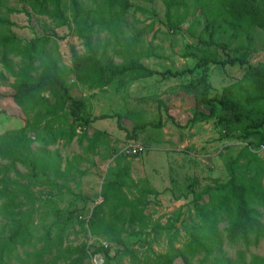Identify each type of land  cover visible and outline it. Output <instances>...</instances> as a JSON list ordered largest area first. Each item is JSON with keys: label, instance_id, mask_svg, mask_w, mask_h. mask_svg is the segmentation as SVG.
I'll return each instance as SVG.
<instances>
[{"label": "trees", "instance_id": "trees-1", "mask_svg": "<svg viewBox=\"0 0 264 264\" xmlns=\"http://www.w3.org/2000/svg\"><path fill=\"white\" fill-rule=\"evenodd\" d=\"M19 1L28 3L34 12L50 18L58 27H68L81 40L84 51L79 53L73 49L72 66H69L48 53L51 37L24 41L10 31L15 23L9 17H0V27L8 30V34H0V62L5 72L15 78L12 97L27 118L23 128L0 135V159L7 161L0 167V213L15 227L14 233L6 239L1 238L3 230H0V264H5L4 258L13 256L18 248L32 245L30 219L35 212L34 204H30L32 211L23 210L25 205L36 200L29 186L31 184L24 185L8 179L18 164L32 171L37 169L38 161L30 149L32 138L28 136L27 129L36 130L46 121L47 139L42 140L46 146L61 141L69 145L78 136L75 122L66 118V111L70 108L71 114L78 118V112L85 109V101L72 98L67 85L71 76L75 77L77 84L102 90L112 84L125 87L135 80L155 76L178 77L203 69L205 73L197 80L194 95L196 106L204 111L196 110L188 124L194 126L216 120L228 134L238 126L244 140L259 134V148L264 144V65H250L249 50L239 56L228 57L225 61L207 54L192 69L161 73L148 68L141 61L142 56L157 57L153 50L142 51V33L126 36L124 30L129 23L133 2L160 1L166 7L167 25L173 33L182 28L188 17L203 15L206 28L211 33V41L205 40L203 43L210 49L217 44L216 34L235 39L246 35L251 39V29L264 31V0H90L91 5L82 0ZM137 10L148 12L141 7ZM7 12L17 13L15 9H8ZM101 31L110 33L115 44L110 39L102 44L98 36ZM112 44L114 55L122 60L120 63H115L109 57L108 50ZM11 54L24 61L18 69L9 59ZM191 56V53H186L183 58ZM237 63L248 65L239 85L241 93H236L234 87H228L220 98L212 97V86L207 75L209 66L225 67ZM107 119H116L119 130L125 131L129 140H137L138 135L148 128L160 127L148 123L138 110L105 114L95 117L93 121ZM91 122L85 119V127ZM126 122L132 123L131 129L125 126ZM101 138V133H94L88 139V149H96ZM43 159L47 161L45 171L56 169L62 173L64 159L59 151ZM120 160L118 157L115 161L118 166L115 177L102 187L101 202L90 209L86 217H83L84 211L76 215L77 209H52L54 221L40 239L42 245L28 253V257L36 259L35 264L45 263L46 258L55 252L57 255L50 264H56L63 255L70 259L65 264H85L90 257L88 243L63 247L68 229L74 223H78L91 237L106 239L109 248L103 252L104 264H124L125 258L130 259V264H179L177 260L182 264H194V260L200 256L203 259L199 264H264V258L260 256H253L247 262L242 253L234 260L224 251L225 242L230 245L241 242L250 247L258 246L264 240V213L261 210L264 208V159L253 149L242 148L228 165L230 178L227 182L216 179L213 185L194 193L195 218L182 223L184 236L175 229L177 219L164 228L168 234L167 251L159 253L148 243L147 255L135 249L132 237L139 231L150 238L148 230L152 222L146 210L149 197L158 193L141 181H136L131 176L130 167L127 164L121 166ZM65 162L68 173L72 170V164L68 159ZM74 196V205L87 201L81 195ZM114 246L117 248L111 255L109 249ZM18 258L22 260V257Z\"/></svg>", "mask_w": 264, "mask_h": 264}, {"label": "rangeland", "instance_id": "rangeland-1", "mask_svg": "<svg viewBox=\"0 0 264 264\" xmlns=\"http://www.w3.org/2000/svg\"><path fill=\"white\" fill-rule=\"evenodd\" d=\"M82 1L87 5L92 4L90 0ZM132 4L129 23L124 28L125 35L134 36L142 33V51L153 50L157 54V57L142 56L141 61L148 68L161 73L183 72L192 69L204 55L210 54L220 61H225L228 57L239 56L246 50L251 53L250 65H264V31L261 29H251V39L246 35L235 39L224 34H216L217 44L209 49L208 45L203 43L205 40L211 41V33L206 28L207 22L203 15L188 17L182 28L173 33L167 25L166 7L162 2L135 1ZM138 7L148 12L138 11ZM8 9H15L17 13L8 14ZM0 17H9L15 23L10 31L24 41H30L35 37H51L48 53L69 66H72V50L75 49L79 53L84 51L81 40L68 27H58L50 18L34 12L26 2L2 0ZM0 34L6 35L8 30L0 27ZM98 36L102 44L106 39L112 40L107 31H101ZM112 43L115 44L113 40ZM113 44L108 50L109 57L115 63H120L122 60L112 51ZM186 53H191L192 56L183 58ZM9 59L16 69L24 63L21 57L13 54ZM247 70L248 65L242 66L238 63L225 67L211 64L207 71L212 86L211 96L220 98L228 87H234L236 93H241L239 85ZM204 73L203 69H198L178 77L155 76L132 81L125 87L112 84L102 90H93L77 84L74 76L69 77L67 85L71 89L72 98L85 101V109L78 112V118L71 114L70 108L66 111V118L70 122H75L78 136L69 145L61 141L56 145L46 146L42 142L43 139H47L46 121L36 130L27 129L28 136L32 138L30 149L38 161L37 169L32 171L18 164L15 170L10 172L8 179L24 185L31 184L29 186L36 200L25 205L23 210L32 211L30 204H34L35 212L30 219L33 239L31 246L18 248L13 256L5 257V264L36 263V259L28 257V253L42 245L40 239L54 221L51 212L53 208L77 209L76 215L84 211L82 214L86 217L90 209L101 202L104 183L115 177L114 174L118 171L115 161L118 157L121 159V166L127 164L130 167L131 176L136 181H141L158 193L149 197L146 210L152 222L151 229L148 230L150 238L145 233L137 231L132 237L135 249L142 255H147L150 243L155 251L166 252L168 234L164 228L169 227L177 219L175 229L184 236L182 223L195 218L194 193L213 185L216 179L227 182L230 178L228 165L244 147L253 149L264 159V150H259V134L244 140L238 126L228 134L216 120L194 126L188 124L196 110L204 111L203 108L196 106L194 95L197 80ZM14 82L15 78L5 72L0 62V135L23 128L27 121L12 97L15 92L12 87ZM127 110L141 111L148 123L160 127L148 128L138 135L137 140H129L127 133L119 130L116 119L93 121L95 117L123 113ZM85 119L92 121L87 127L84 125ZM125 126L131 129L132 123L126 122ZM94 133H101L103 138L96 149H88V139ZM132 143L144 147L145 152L137 156L127 154V146ZM56 150L64 159L62 173L56 169L45 171L47 161L43 158L54 154ZM65 159L72 164V170L68 173ZM4 164H7V161L0 159V167ZM74 195H81L87 201L74 205ZM261 210L264 213V208ZM0 230H3L2 239H6L15 231L13 222L1 213ZM83 243H88L90 255L85 264H104L103 252L109 248L106 239L91 237L78 223H74L68 229L63 247L79 246ZM115 247L117 248L114 246L109 249L111 255L114 254ZM224 251L234 260H237L241 253L247 262L253 256L264 258V240L258 246L250 247L241 242L235 245L225 242ZM56 255L55 252L47 257L43 264H50ZM17 256L22 257V260H18ZM202 259L203 256L198 257L194 264H199ZM67 262H70L69 257L63 255L56 264ZM177 263L182 264L180 260H177ZM124 264H130V259L125 258Z\"/></svg>", "mask_w": 264, "mask_h": 264}, {"label": "built area", "instance_id": "built-area-1", "mask_svg": "<svg viewBox=\"0 0 264 264\" xmlns=\"http://www.w3.org/2000/svg\"><path fill=\"white\" fill-rule=\"evenodd\" d=\"M145 150L146 149L142 147L141 145L132 143L127 146L126 152L129 155L136 156V155H139L145 152ZM259 150H264V144L259 148Z\"/></svg>", "mask_w": 264, "mask_h": 264}]
</instances>
